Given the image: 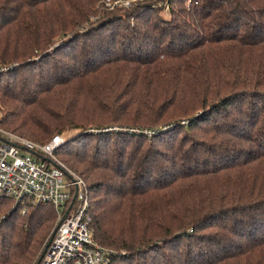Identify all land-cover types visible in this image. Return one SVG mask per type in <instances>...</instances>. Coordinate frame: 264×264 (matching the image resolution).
Listing matches in <instances>:
<instances>
[{"label":"trees","instance_id":"trees-1","mask_svg":"<svg viewBox=\"0 0 264 264\" xmlns=\"http://www.w3.org/2000/svg\"><path fill=\"white\" fill-rule=\"evenodd\" d=\"M100 1L0 0V128L62 138L113 264H264V0ZM22 207L0 264H35L56 219Z\"/></svg>","mask_w":264,"mask_h":264},{"label":"built area","instance_id":"built-area-1","mask_svg":"<svg viewBox=\"0 0 264 264\" xmlns=\"http://www.w3.org/2000/svg\"><path fill=\"white\" fill-rule=\"evenodd\" d=\"M139 1L143 0H109L107 6L126 9ZM62 142L55 136L39 145L0 128V198L24 208L54 207V231L35 264H113L116 253L94 240L86 183L54 156Z\"/></svg>","mask_w":264,"mask_h":264},{"label":"rangeland","instance_id":"rangeland-1","mask_svg":"<svg viewBox=\"0 0 264 264\" xmlns=\"http://www.w3.org/2000/svg\"><path fill=\"white\" fill-rule=\"evenodd\" d=\"M108 1L109 0H101L100 2H98V5L97 6H99V9H103V10H109V11H113V10H115L116 8H118V7H115V8H113V9H111V8H109L108 6H107V3H108ZM165 4V3H164ZM165 16H167V13L165 12V14H164ZM95 17H91L90 18V21L91 22H94L95 21ZM56 40H58V38L56 39ZM52 49V48H51ZM116 129H118V128H116V127H109V128H107L106 130H104V131H106L107 133H111V132H113V133H116L118 130H116ZM132 132V131H131ZM126 133V131L125 130H122V133H120V134H125ZM81 134H85V135H90V136H94V137H92V138H89V139H87L86 141H88V140H90L91 141V145H94L95 144V142H96V138H95V136L96 135H98V136H100L101 135V131L100 130H96L95 128H93V129H91L90 127H87V129L84 131V132H82ZM112 138V137H111ZM113 139V138H112ZM113 141H117V140H113ZM59 159V158H58ZM59 161L61 162V160L59 159ZM62 164H63V162H61ZM66 168H68V166H66L65 164H63ZM69 170H70V168H68ZM72 171V170H71ZM73 172V171H72ZM23 206V205H22ZM15 208V203H12V206H11V208L9 209H7V210H5L3 213H1L0 214V221L1 220H3V219H5L6 217H8L11 213H12V211H13V209ZM24 208V206L22 207V209ZM25 209V208H24ZM26 210V209H25ZM22 215V214H21ZM54 226H55V221L53 222V225H52V227H51V230H50V232H49V234L47 235V237H46V239H45V241H44V243H43V245H42V247H41V250H40V254H42V252H43V249H44V247L46 246V244L48 243V241H49V239H50V237H51V235L53 234V231H54Z\"/></svg>","mask_w":264,"mask_h":264}]
</instances>
